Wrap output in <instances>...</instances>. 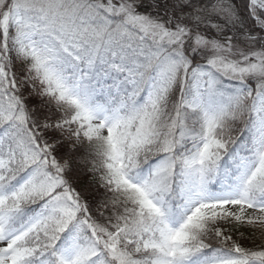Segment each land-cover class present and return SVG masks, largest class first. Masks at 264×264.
<instances>
[{"label": "snow or ice", "instance_id": "obj_1", "mask_svg": "<svg viewBox=\"0 0 264 264\" xmlns=\"http://www.w3.org/2000/svg\"><path fill=\"white\" fill-rule=\"evenodd\" d=\"M0 264H264V0H0Z\"/></svg>", "mask_w": 264, "mask_h": 264}]
</instances>
